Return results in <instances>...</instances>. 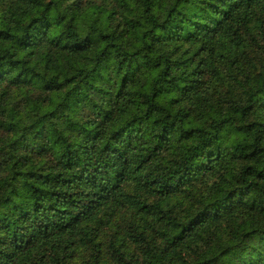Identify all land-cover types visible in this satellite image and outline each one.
<instances>
[{"label": "trees", "instance_id": "1", "mask_svg": "<svg viewBox=\"0 0 264 264\" xmlns=\"http://www.w3.org/2000/svg\"><path fill=\"white\" fill-rule=\"evenodd\" d=\"M0 264H264V0H0Z\"/></svg>", "mask_w": 264, "mask_h": 264}]
</instances>
